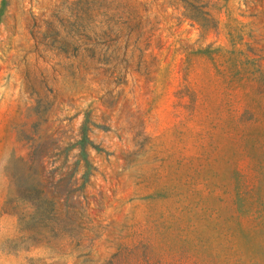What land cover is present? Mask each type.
Segmentation results:
<instances>
[{
  "label": "rangeland",
  "instance_id": "374dc122",
  "mask_svg": "<svg viewBox=\"0 0 264 264\" xmlns=\"http://www.w3.org/2000/svg\"><path fill=\"white\" fill-rule=\"evenodd\" d=\"M0 264H264V0H0Z\"/></svg>",
  "mask_w": 264,
  "mask_h": 264
}]
</instances>
